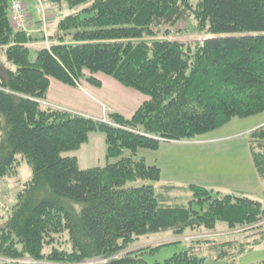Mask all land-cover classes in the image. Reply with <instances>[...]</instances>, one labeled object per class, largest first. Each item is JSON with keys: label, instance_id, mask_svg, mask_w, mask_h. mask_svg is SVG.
<instances>
[{"label": "trees", "instance_id": "trees-1", "mask_svg": "<svg viewBox=\"0 0 264 264\" xmlns=\"http://www.w3.org/2000/svg\"><path fill=\"white\" fill-rule=\"evenodd\" d=\"M49 1L65 15L53 28L40 15L46 29L29 33L30 14L27 31L16 32L11 0H0V181L17 175L19 157L34 171L0 229V264L25 258L148 264L143 250L127 252L141 237L218 231L219 223L235 230L264 220L263 202L247 196L193 184L189 201L170 205L160 203L152 184L128 187L161 181V169L138 159L140 150L157 151L163 141L196 139L264 113V0ZM193 19L205 36L201 43L164 36ZM33 43L43 48L33 50ZM100 74L148 100L131 118L114 114L112 123L43 104L52 80L100 86ZM96 132L104 135L109 162L82 169L75 153ZM248 139L264 181V126ZM62 233L71 249L54 247L46 255ZM235 241L229 248L236 253L251 247L250 240ZM198 252L188 248L164 264H205Z\"/></svg>", "mask_w": 264, "mask_h": 264}, {"label": "rangeland", "instance_id": "rangeland-1", "mask_svg": "<svg viewBox=\"0 0 264 264\" xmlns=\"http://www.w3.org/2000/svg\"><path fill=\"white\" fill-rule=\"evenodd\" d=\"M27 1L30 12L35 13L38 0ZM192 1L194 5L198 2V0ZM44 3L47 9H45L47 17L59 18L65 15V13L60 12L58 2L44 0ZM52 11L56 13L55 16L52 14ZM68 13L70 12H66V14ZM53 22L55 23L56 20ZM196 27L197 25L193 19L181 24L175 32L170 29L169 33L164 36L168 39L183 42L201 43L205 39V36L196 32ZM50 44L51 42L48 41L44 46H50ZM6 65L15 68V66H11L7 62ZM105 76L104 74L95 76L96 80L101 83L100 86L82 81L81 86L77 87L85 91L102 107L101 114L93 113V111L86 112L84 110L79 112V109L66 108V110L74 113H85L86 115L93 114L97 116L98 120L112 123L111 117L116 114L114 112L120 110L126 103L132 106V108L138 106L139 99L136 97L131 99L130 93L133 94V92H119V90L105 84L103 85L105 82L103 78ZM113 82L115 81L113 80ZM112 93L119 96L115 98L117 99L116 103H113V100L109 98L110 96L113 97ZM54 97L57 100L59 98L57 93L54 94ZM65 97L67 96H61L60 99L72 104L71 98H69L72 96L67 97V100ZM116 105L119 107L118 109ZM81 108L86 109L82 105ZM262 123H264V113L248 118L235 119L223 128L196 139L163 141L157 151L140 150L138 159L143 158L149 165H156L161 169V181L137 180L129 182L128 187H140L144 184L154 185L161 204H185L193 196L188 188L190 185L195 184L225 194L231 193L251 197L263 201L264 205V181L260 180L254 171L248 146V135L254 130L263 127L264 124ZM1 135L2 131L0 129V138ZM105 150L104 135L96 132L90 135L89 141L83 144L75 154L79 159L80 167L88 169L108 164L109 160L106 158ZM19 159L21 162L18 166L17 175L8 176L0 181V229L8 222L9 206L16 203L17 194L23 188V185L31 180L34 175L33 168L26 160H23L22 157H19ZM165 186H173L177 189H167L168 191H166ZM217 230H208L200 227L194 230H187L182 234L168 231L157 235L141 237L128 246L130 249L127 252L141 250V252L144 251L142 258L146 263L164 264L167 259L175 254L195 247L200 251L198 254L205 258V264H264V220L255 225L239 227L235 230H230L226 224L219 223ZM234 239L237 245L250 240L251 247L242 252L237 250L239 253H236V248L234 250L229 248ZM159 246L161 247L156 249ZM54 247L69 251L71 247L68 243L67 234L62 233L56 236L55 244L53 243L51 246H48L45 249V254H50ZM237 248L241 250L240 247L237 246ZM224 251L226 254H223ZM125 254L126 252L115 255L113 259H118ZM109 260L97 259L82 264H107ZM8 261L19 262L21 264H64L48 260L35 262L31 258Z\"/></svg>", "mask_w": 264, "mask_h": 264}, {"label": "crops", "instance_id": "crops-1", "mask_svg": "<svg viewBox=\"0 0 264 264\" xmlns=\"http://www.w3.org/2000/svg\"><path fill=\"white\" fill-rule=\"evenodd\" d=\"M21 1L25 3L26 9L28 11V14H30V16H31V17L30 16L29 17L32 18L31 19V29L28 32L29 33H31V32L32 33H37L39 31H42L43 25H42L41 18H40L41 16L37 12V9H36L35 13H31L28 1L27 0H21ZM40 2H42L43 6H44V9H46V5L44 3V0H38L37 8L39 7ZM52 14L54 16L56 15V13H54L53 11H52ZM50 18H51V27L53 28L55 26L53 21L56 20L57 18H55V17H50ZM40 45H43V44H41V43H33V44H30L29 47L32 48L33 50H37V49L43 48V46H40ZM3 61H4V59H3ZM101 76H103V75H101ZM104 79H105V82L103 83V85L105 84V85H107L109 87H112V88H114L116 90H119V92H121V91L128 92V93L129 92H133V94L130 93L131 99L134 98V97L139 99V101H138L139 104H138V106H136V108H132V106H130L129 104L126 103L125 105H123V107L120 110L114 112L116 114H120V115H122V116H124L126 118H131L135 114V112L139 109V107L145 101L148 100V98L146 96L142 95L141 93H139V92H137V91H135L133 89L125 88V87L121 86L119 83L117 84V82L115 80H114L115 82H113V79L111 80L110 77L105 76V78H103V80ZM56 93L59 96L58 100L54 99L55 98L54 94H56ZM112 95H113V97L110 96L109 98L113 100V103H116L117 99H115V98H118L119 96L117 94H115V93H112ZM61 96H67V97L72 96V97H69V98H71L70 100L72 101V104L71 103H67V101H65L63 99H60ZM67 97H65L66 100H67ZM43 104H45L46 106L48 105V106L60 107V108H64V109H66V108L75 109V110L79 109L78 110L79 112H82V110H84L86 112L93 111V113H96V114H101V112L103 110V109H101L102 107L97 102H95V100L92 97H90L87 93H85V91L80 90L77 87L73 88V87L67 86V85H65V84H63L61 82L56 81V80H52L51 81V86H50V89H49V92H48V95H47V99L45 101H43ZM81 105H82V107H84L86 109H82ZM116 107H117V109L119 108L117 105H116ZM78 114H82V115H85V116H88V117H92V118L98 119V118H96L97 116H95L93 114H90V115H86L85 113L84 114L83 113H78ZM262 124H264V123H262ZM248 146H249L250 155H251L249 139H248ZM252 163H253V160H252ZM99 166H102V165H99ZM254 171L257 174V177L261 180V178L259 177L257 171L256 170H254ZM261 202H263V201H261Z\"/></svg>", "mask_w": 264, "mask_h": 264}, {"label": "built area", "instance_id": "built-area-1", "mask_svg": "<svg viewBox=\"0 0 264 264\" xmlns=\"http://www.w3.org/2000/svg\"><path fill=\"white\" fill-rule=\"evenodd\" d=\"M37 12L42 16V19L46 21V10L44 9V6L42 2H40L39 7L37 8ZM10 19L11 23L15 29L16 32H24L28 29V12L25 6V3L21 0H11L10 3ZM44 29H46L44 27ZM43 29V30H44ZM50 47V46H47Z\"/></svg>", "mask_w": 264, "mask_h": 264}]
</instances>
